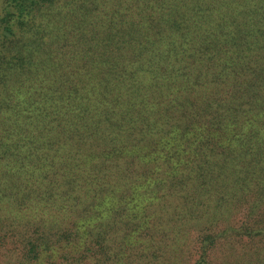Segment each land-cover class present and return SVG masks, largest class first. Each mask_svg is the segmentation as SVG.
<instances>
[{"label":"trees","instance_id":"16d2710c","mask_svg":"<svg viewBox=\"0 0 264 264\" xmlns=\"http://www.w3.org/2000/svg\"><path fill=\"white\" fill-rule=\"evenodd\" d=\"M138 206L132 264L200 220L182 260L264 264V0H0V262Z\"/></svg>","mask_w":264,"mask_h":264},{"label":"rangeland","instance_id":"374dc122","mask_svg":"<svg viewBox=\"0 0 264 264\" xmlns=\"http://www.w3.org/2000/svg\"><path fill=\"white\" fill-rule=\"evenodd\" d=\"M14 20L17 21L19 20V18H15ZM228 132L230 133V135L234 134L235 136L236 135L238 136L239 134L235 132L233 127H232V131H228ZM203 198H205V196H203ZM208 198L209 197H207V200ZM82 204L83 203H80V205ZM141 209L142 208L138 206V207L129 208L127 212L126 211L117 212L113 220H109V222L107 220L101 221V222H105L104 228L93 227L94 224L99 222L98 220L99 218L96 219L97 217L95 216L74 218L72 220L68 219L67 224L60 227L58 234L59 235L58 237L60 239H57L58 244H56L55 252H53L50 255V258L47 261L48 258H46V255L49 252L40 251L38 255V259L34 261L35 264H50V263L51 264H132L130 262L131 253L127 249L128 245L122 243L123 246L121 247L120 245L119 251H116V245L117 243H119V241L122 239L121 237L123 236L127 238V240H129V238L132 235V234L130 235L131 231H134L135 234L138 235V238H141L142 236H140L139 233L142 232L143 234V231L147 229L149 224L152 222V220L155 219L154 216H150L147 217L143 223H140L139 227L132 226L131 224L133 223L135 217L138 216L137 214L138 210L141 211ZM95 210L99 211L100 209H95ZM112 221H114L116 225L119 227V230L117 232H116V228L111 229L109 227L111 226L109 223ZM175 222L176 220L174 221V223L170 225L166 223L167 225L164 226L168 229V231H171V229H173V227L176 226ZM202 222L203 221L200 220L199 224L190 223L187 227L180 228L179 231L183 236L177 233L176 237L174 238L168 237L170 240H179L180 245L176 247L174 245H171L172 243L170 245L167 243H162L161 246H158L160 247V250H156V252L160 253L163 256L162 259L159 261H154L152 258H150V260H152L153 263H150V261L147 260L148 264H169L168 261L171 260H176V264L178 261H180V264H192L195 257L193 256L190 257L188 260H182L184 258L183 254H188L185 253V251L188 247L192 245L191 243L192 240L196 239L197 233L199 232L198 228L200 227L201 224H203ZM72 223H78L80 229H77L76 230L77 232H75V228L72 226ZM222 226L223 225H219V228H221ZM15 230L17 229L15 228L3 229L2 232L5 233L6 236L5 239L7 238L9 232L10 233L15 232ZM71 230H73L74 233ZM73 235H77V237L72 240L71 238ZM183 237L185 238V241ZM65 239H69L71 241L65 243L64 242ZM97 241H99L100 243H98ZM6 243H7L6 244L7 249L11 250V252L14 251V253L6 257L8 258L6 262L2 263L3 262L2 261L0 262V264H17L19 257L21 255L23 258H25L24 254H27V256L31 255V251H32L31 245L30 244L29 246L24 245L23 241L20 239L12 238ZM228 245L230 247H233L236 254L242 257H246L252 255L250 253L251 249L255 247L258 248L259 250L258 254H260V251L263 250L264 248V238L263 240L256 239L252 241L251 244H242L239 241L238 242L234 241L230 236V238L228 239ZM26 249L28 250V252L26 251ZM151 250L154 249L142 248V253L150 254ZM116 253L120 257L119 260L117 261H116ZM3 254L5 253L3 249L0 248V258L2 257Z\"/></svg>","mask_w":264,"mask_h":264}]
</instances>
